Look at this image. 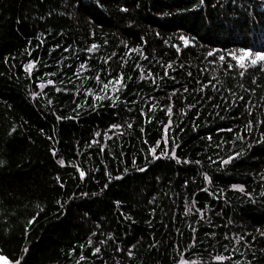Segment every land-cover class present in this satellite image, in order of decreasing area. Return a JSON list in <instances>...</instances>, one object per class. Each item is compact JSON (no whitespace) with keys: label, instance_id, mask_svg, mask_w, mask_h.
Instances as JSON below:
<instances>
[{"label":"trees","instance_id":"obj_1","mask_svg":"<svg viewBox=\"0 0 264 264\" xmlns=\"http://www.w3.org/2000/svg\"><path fill=\"white\" fill-rule=\"evenodd\" d=\"M257 52L264 0H0V255L264 264Z\"/></svg>","mask_w":264,"mask_h":264},{"label":"snow or ice","instance_id":"obj_2","mask_svg":"<svg viewBox=\"0 0 264 264\" xmlns=\"http://www.w3.org/2000/svg\"><path fill=\"white\" fill-rule=\"evenodd\" d=\"M201 3H204V0H200ZM120 11L122 12H127L128 9L127 8H120ZM180 39L184 40L185 44L187 45L188 44V40L185 39L184 37H181ZM96 45L93 44L92 45V48H95ZM179 50V49H178ZM65 51H67V49H65ZM89 52H91V49H88ZM241 51L243 52V56H241L238 60H237V64H239V66L241 68L244 67V65L242 63H240V61H242L245 57H248L250 55V52L248 50H245L244 48H241ZM209 56H212V53L210 52L209 53ZM234 60H236L237 58L235 56L232 57ZM225 58L223 56L220 57V60L223 61ZM257 60H264V53H261V52H257L256 53V59H253L252 60V64L255 65ZM34 64L33 63H29L27 66H26V71H31V69L33 68ZM83 67V65H82ZM169 67H171V65H169ZM229 68H231V65H229ZM149 75H151V73H149ZM165 75H167V72H165ZM189 75H191L189 73ZM243 75V73H242ZM120 80H116L115 83L116 84H120ZM49 83L51 84L52 81H49ZM108 88V85L105 84L104 85V89H107ZM185 91H187V89H185ZM105 98H108V99H111V97H96L93 101V107L95 106V102L96 100H102V99H105ZM241 99H243V97H241ZM51 103V101H50ZM59 118V117H58ZM114 127H118V126H114ZM254 125L253 123L250 121L249 122V125H248V130L249 132L252 131ZM258 142H261V143H264V138H261V139H258ZM237 156L239 155V153L236 154ZM234 157L233 156H229L228 159L226 160H223L221 163L222 164H227L230 160H232ZM62 163V162H61ZM139 171H144V169H139ZM85 176V173L83 171L80 172V177L83 178ZM205 179L207 180L208 177L206 176ZM86 195V194H85ZM28 223H32V221L30 220ZM103 242V241H102ZM96 252H99L101 251L99 248L95 249ZM81 259H84V257H81ZM0 264H9V261L3 256V255H0ZM16 264H20L19 261L16 262Z\"/></svg>","mask_w":264,"mask_h":264}]
</instances>
